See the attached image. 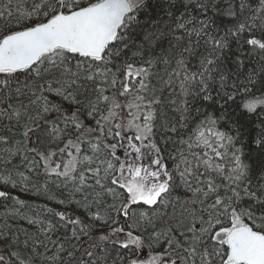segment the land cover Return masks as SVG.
<instances>
[{"label": "snow or ice", "instance_id": "obj_1", "mask_svg": "<svg viewBox=\"0 0 264 264\" xmlns=\"http://www.w3.org/2000/svg\"><path fill=\"white\" fill-rule=\"evenodd\" d=\"M208 11L203 0H0L6 163L82 194L69 203L92 221L45 206L58 220L28 218L36 236L0 225V264H264V61L238 82L264 52V0H230L227 23Z\"/></svg>", "mask_w": 264, "mask_h": 264}, {"label": "trees", "instance_id": "obj_2", "mask_svg": "<svg viewBox=\"0 0 264 264\" xmlns=\"http://www.w3.org/2000/svg\"><path fill=\"white\" fill-rule=\"evenodd\" d=\"M204 3L208 5L209 11L208 16L214 17L217 19L218 23H227V17L224 15L226 9L229 6L230 0H203ZM251 6L253 8L258 6V0H249ZM262 61H264V52H255L251 56L246 58L247 69L242 70V74L239 77L238 82H243L245 76L248 74L249 71L255 69L256 72H260V68L262 66ZM229 67H232L231 65ZM233 73L235 69L233 67ZM237 82L235 75H233L227 81V88L225 91H230L233 83ZM218 84L216 88L218 89ZM165 99H168L167 93L164 94ZM95 93H89L87 96H81L80 99L83 101V104L80 105L81 109L83 110L84 106L87 104L88 99H94ZM175 98V97H173ZM11 103L15 104L16 101L12 100ZM3 104H0V107H3ZM175 108V105L171 106L170 109H166L168 114L175 115L178 117L179 113H174L172 109ZM208 111H212V109H207ZM0 123V133L5 132V124ZM88 123H91L90 121ZM223 123L221 122V129L226 130L223 127ZM12 138V147H15L16 142L20 141L22 138L21 136L16 133V130L13 129L11 132L7 133ZM165 133L163 131L157 130L156 137L158 143H163L162 137H164ZM174 139L176 137H173ZM9 146L0 144V175L2 176H11L13 180L17 181V185L13 188L10 184L3 185L0 184V189L5 190L10 193L11 197H17L20 201H23V204L16 203L13 199H5L3 198L0 200V225L8 226V231L12 234L19 235L20 240L23 241L24 234L18 233L17 229H25L29 234L36 236L38 235V225H30L28 223V218L33 219H41V220H53V222L58 220V217H54L52 213H49L47 208L54 209L56 211H65L69 214L80 215L86 224L92 223L87 218L85 210L75 202L69 203V201L75 200L80 201L82 200V194H76L75 197L70 195V188H63L59 186V182H54L53 179L46 178L42 173L41 175L37 176L35 174L28 173L26 167L21 164V160L19 158H15L12 160L11 163H6L9 159L8 154L5 152V148ZM31 147V144H29ZM167 147L171 148V145H167ZM21 148H23V144H21ZM245 151L247 152L248 149L246 148ZM29 159H32L31 154H29ZM123 159V157H122ZM171 166V164H169ZM23 172L25 175H30L31 179L27 184L21 183L18 173ZM47 180V183H46ZM59 200H64L65 204L58 203ZM110 200V198H109ZM15 210L17 213L14 217L8 215L9 212ZM177 213H179V208L176 209ZM168 212L171 214L172 209L169 208ZM97 226H101L97 224ZM60 235L66 234L63 229H61ZM42 238V237H41ZM87 240V238H84ZM85 246H87L85 244ZM2 247V245H0ZM43 251V248L40 249Z\"/></svg>", "mask_w": 264, "mask_h": 264}, {"label": "water", "instance_id": "obj_3", "mask_svg": "<svg viewBox=\"0 0 264 264\" xmlns=\"http://www.w3.org/2000/svg\"><path fill=\"white\" fill-rule=\"evenodd\" d=\"M1 190V189H0ZM3 198H0V200H2Z\"/></svg>", "mask_w": 264, "mask_h": 264}]
</instances>
